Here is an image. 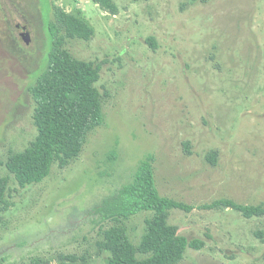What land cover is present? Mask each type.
<instances>
[{
  "label": "rangeland",
  "instance_id": "1",
  "mask_svg": "<svg viewBox=\"0 0 264 264\" xmlns=\"http://www.w3.org/2000/svg\"><path fill=\"white\" fill-rule=\"evenodd\" d=\"M113 1L115 12L95 0H0V179L10 204L0 264H107L112 223L92 210L148 155L161 195L193 206L171 209L168 223L205 241L177 264H264V215L207 207L264 206V0ZM56 7L94 28L65 47L102 65L105 122L78 158L21 187L6 162L38 135L31 87L47 66ZM152 216L124 222L136 247Z\"/></svg>",
  "mask_w": 264,
  "mask_h": 264
},
{
  "label": "trees",
  "instance_id": "2",
  "mask_svg": "<svg viewBox=\"0 0 264 264\" xmlns=\"http://www.w3.org/2000/svg\"><path fill=\"white\" fill-rule=\"evenodd\" d=\"M111 12L113 0H95ZM56 22L49 25L52 47L47 66L39 75L31 94L35 102L33 118L37 137L23 151L12 154L6 166L21 187L40 183L55 163L67 165L80 156L89 134L105 122L103 94L96 85L102 65L75 57L66 47V38L90 39L94 28L82 18L56 7ZM151 44L154 45L152 39ZM217 152L208 154L216 164ZM153 156L139 165L133 180L104 198L92 213L112 225L105 229L104 245L109 252L107 264H177L190 247L200 250L205 241L188 239L177 226L168 223L173 208L190 211L193 206L161 195L155 180ZM8 177L0 179V217L10 206L7 200ZM232 207L246 217L264 215V206L246 205L231 199H218L207 207ZM153 212L146 219L138 247L132 241L126 220L141 212Z\"/></svg>",
  "mask_w": 264,
  "mask_h": 264
},
{
  "label": "water",
  "instance_id": "3",
  "mask_svg": "<svg viewBox=\"0 0 264 264\" xmlns=\"http://www.w3.org/2000/svg\"><path fill=\"white\" fill-rule=\"evenodd\" d=\"M23 27H24L23 38L28 41V38H27L28 37L27 30H26L25 26H23Z\"/></svg>",
  "mask_w": 264,
  "mask_h": 264
}]
</instances>
